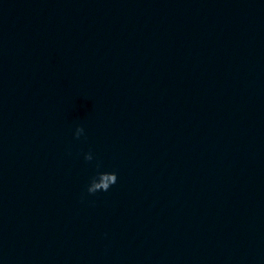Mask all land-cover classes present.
<instances>
[{
    "label": "clouds",
    "instance_id": "clouds-1",
    "mask_svg": "<svg viewBox=\"0 0 264 264\" xmlns=\"http://www.w3.org/2000/svg\"><path fill=\"white\" fill-rule=\"evenodd\" d=\"M84 133V129L82 127H78L75 132V136L77 139ZM85 160L91 161L93 156L91 152L85 154ZM117 182V175L113 173L103 172L98 173L97 177H93L91 183L87 187L88 194H95L99 191L107 192L109 188Z\"/></svg>",
    "mask_w": 264,
    "mask_h": 264
}]
</instances>
